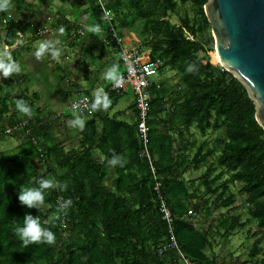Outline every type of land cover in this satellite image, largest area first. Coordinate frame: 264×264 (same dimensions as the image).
I'll use <instances>...</instances> for the list:
<instances>
[{"label": "trees", "instance_id": "trees-1", "mask_svg": "<svg viewBox=\"0 0 264 264\" xmlns=\"http://www.w3.org/2000/svg\"><path fill=\"white\" fill-rule=\"evenodd\" d=\"M12 1L16 10L26 6L25 0ZM59 1L65 3L67 0ZM76 1L80 6L87 3L85 14H81L87 17V23L98 24L108 33L110 23L97 0ZM179 1L192 5L195 21L184 17L178 25L170 23L168 14L176 11L177 0H127L125 16L118 19V25H115L114 16L111 24L123 38L119 29L141 21V34L146 39L140 47L148 53L150 61H161L158 76L168 70L179 78L177 89L168 90L160 81L151 85L150 117H159L165 111V118L157 123L174 127L182 139L192 127L203 138L209 131L223 129V135L216 138L213 148L199 141L190 162L196 169L204 168L200 176L199 185L203 187L200 199L210 206L208 215L225 211L218 225L220 238L227 240L246 225L240 215H231L236 210V194L245 197L248 221L264 232V131L255 120L254 105L243 86L231 74L199 56L207 53L199 41V36L210 31L203 13L207 0ZM119 6L120 1H109L105 10L111 12ZM6 14L0 11V25L7 19ZM7 22L3 42L12 47L29 25L21 29L15 20ZM212 56L215 60V54ZM192 64L197 70L190 72L188 67ZM6 84L0 80L1 135H16L5 136L4 130L19 123H25L30 133L20 132L23 140L16 149L0 152V264H180L172 254L157 255L158 248L165 242L167 227L157 210L146 160L140 156L142 145L137 135V122L129 126L112 120L119 132L107 136L105 143L100 144L99 151L104 157L100 164L94 157L97 150L94 115L84 125L79 147L65 153L48 140L53 120L44 121L38 129L23 113V119L18 120L9 115L16 102L6 95ZM122 96L112 93L109 98L115 104ZM166 98L169 107L164 110ZM158 124L155 121L147 123L149 151L155 159L174 218L176 240L190 260L197 264H216L215 257L210 259L205 252L212 247L211 230H197L184 220L185 213L179 210L178 200L173 202L175 197L166 177L167 171L183 155L181 151H185V145L183 141L176 144V139L168 134L160 135ZM33 140L38 142L37 146ZM215 148H219V154ZM114 153L127 157L129 163L120 168L115 166L114 181L105 186L109 160ZM40 163L47 165L46 173L38 169ZM50 175L54 181L67 183L68 187L63 191L59 187L45 190L43 205L49 206V210L41 213L39 207L22 205L18 199L20 190L25 186L38 187L39 179ZM236 184L241 185L237 193L233 191ZM61 197L71 198L73 204L66 213L55 218L56 201ZM204 198L208 199L203 202ZM26 213L39 216L45 226L51 228L56 235L54 243L23 246L16 226L23 225ZM256 236L252 234L251 237ZM263 241L261 236L254 240L249 253L254 261L262 256L259 264H264Z\"/></svg>", "mask_w": 264, "mask_h": 264}, {"label": "crops", "instance_id": "crops-1", "mask_svg": "<svg viewBox=\"0 0 264 264\" xmlns=\"http://www.w3.org/2000/svg\"><path fill=\"white\" fill-rule=\"evenodd\" d=\"M37 1L38 3H36ZM37 1L25 0L24 13H22V8L16 10V14L8 15L7 19L3 20L2 25H0L1 50H4L3 52L0 50V53H3L0 54V59H8V56H5V53H8L21 68L19 72L6 78L0 76V78L2 82L7 83L5 93L10 101L14 99L16 102L17 99L22 98L31 106L32 115L27 116V120L36 128L39 129L44 121L53 120L50 123L48 140L68 153L70 150L79 147L78 144L83 131L78 126L72 125V121L77 116L66 113L70 103L81 96H95L98 89L107 92L113 82L106 78L107 69L112 65H117L120 73H122L123 67L105 29L98 24L87 23V17H85L84 22L75 21L72 23L67 19L65 11L56 9L55 12L52 10L50 12L49 4L43 5L42 9L41 7L37 8L36 4L42 0ZM82 7L84 8L83 14H85L87 3ZM9 18L17 21L21 29H24L26 24L29 25L18 35L12 47H7L3 42L5 27ZM96 25L100 27V31H91L90 28ZM43 28L51 29V33L37 36L36 31ZM61 28L64 29L63 32L60 31ZM43 40L59 41L56 47L60 48V55L53 57L51 54H45L38 59L35 56V50ZM156 80L153 81L157 82ZM118 102L111 103L106 109L100 107L90 115L81 117L85 123L93 115L95 117L97 150L94 152V157L100 164L104 160L99 151L100 144L105 143L104 140L107 136L119 132L112 120L126 123L129 126L137 122L135 108H133V96L129 104L123 109L117 108ZM168 107L169 104H165L164 110H167ZM12 114L17 117L16 119H23L22 113L19 112L16 105L13 110L11 109L9 115ZM165 116L166 112L163 111L159 117L151 116L149 121H155L158 124V120H163ZM157 130L160 135L166 136L168 134L172 139H176V144L183 141L185 145V151H181L183 155L178 157L174 167L167 171L166 177L169 180L171 194L175 197L173 202L178 200L176 203H178L179 210L182 209V212L185 213L184 220L190 222L197 230H211L212 247L205 252L210 259H213L214 243L216 237L220 238V232L218 233L220 231L218 227L220 215L225 211H216L210 216V214L208 215L210 206H206L200 199L203 193V187L199 185L200 176L204 168L196 169L190 164L199 145V135L192 127L185 138H179L178 131L172 126H166L165 123L158 124ZM124 131L127 132V130ZM176 144L174 143V145ZM124 158L126 160L124 165H127L129 160L127 157ZM114 167L110 165L108 169L105 186L112 185L114 181ZM207 199L204 198L203 202ZM236 207L237 204H235ZM232 213L239 215L237 208Z\"/></svg>", "mask_w": 264, "mask_h": 264}, {"label": "rangeland", "instance_id": "rangeland-1", "mask_svg": "<svg viewBox=\"0 0 264 264\" xmlns=\"http://www.w3.org/2000/svg\"><path fill=\"white\" fill-rule=\"evenodd\" d=\"M28 1H31V0H28ZM67 1L69 3L66 2L62 4L59 0H42L39 4H36V7L37 8L41 7L42 9L43 5L49 4L50 5L49 11L52 10V12H55L56 9L65 11L67 19L70 22L72 23H75V21L84 22L85 17L81 15L83 14L84 8L80 6V4L78 5V1L76 0H67ZM101 1L105 6L108 5L109 1H111V3L120 1L121 6L117 7L116 9L108 13V17H110L111 19H113L115 16V25H118L119 23L118 19H122L126 14L124 5L126 4L127 0H101ZM177 2H178V7L176 11L174 13L168 14V20L170 21V23L173 25H178L179 21L184 17H188L190 20L195 21V10L192 7V5L189 2L181 3L179 0H177ZM36 3H38V1ZM22 9H23L22 13H24L25 8L23 7ZM6 13H7L6 14L7 16L12 13L16 14L15 3L12 0H11L9 9L6 10ZM141 28H142V22L137 21L136 23L131 24L128 28L121 29V30L119 29V31L123 34L124 41L127 44H131L130 46L132 45L140 46V44L142 45V43L146 39V36L141 34ZM199 41L204 44L207 50V53L199 54L200 58L210 62L213 66H218L220 68L218 61L216 59L214 60L212 56L213 54H215V51H214V41L211 35V31L208 30L203 35L199 36ZM1 49H2V45L0 43V50ZM1 51L3 52L4 50H1ZM0 54H3V53H0ZM154 79H157L156 81L162 82L165 85L164 87L168 90L177 89L179 78L173 72L165 70L160 76L152 78V80ZM131 98H132V95L130 92H127L126 94H124L118 100L119 102H118L117 108L118 109L125 108L129 104ZM165 101H166V104H169V101L167 100V98ZM66 113L68 114L71 113V115L74 114L70 112L69 109L67 110ZM12 116L15 119L17 118L14 114H12ZM7 125L8 124H5L4 127H7ZM221 135H223V129H220L216 132L209 131L206 137L204 138L200 137V135L198 137H199L200 142H202L203 140L207 142V145L209 148H213L216 138ZM22 140L23 139H22V135L20 134V132L16 133V135L12 137H2L1 132H0V152H10L16 149V147L22 142ZM215 150H216V154H219L218 153L219 148H215ZM46 167L47 165L45 163H40L38 165V169L43 173H46V170H47ZM48 178L53 179L51 175L48 176ZM234 186L235 187H233L234 188L233 191L237 193L241 185L236 184ZM236 204H237L236 208L239 212V215L241 216V221L245 222L246 225L244 228L235 231L234 234L227 240L226 239L223 240L221 238L216 237V241L214 243V249H215L214 257L216 259V264H259L262 256L259 255L256 261H254L250 259L249 253H250V249H251V246L254 240H256L259 236L264 238V232L258 230L254 222L248 221L249 220V217L247 214L248 207L245 202V197L236 194ZM39 211L41 213H45L47 211L46 206L41 204L39 206ZM231 215H236V214L231 213ZM248 232H249V235H247ZM252 234H257V236L254 239H252L251 237ZM261 248L264 249V241L261 244Z\"/></svg>", "mask_w": 264, "mask_h": 264}, {"label": "built area", "instance_id": "built-area-1", "mask_svg": "<svg viewBox=\"0 0 264 264\" xmlns=\"http://www.w3.org/2000/svg\"><path fill=\"white\" fill-rule=\"evenodd\" d=\"M98 5L105 15V19L110 23L108 37L110 42L114 45L120 64L123 67L121 78L117 81H113L107 90L108 97L110 94H124L131 92L133 96V102L136 111L137 119V135L142 145L140 156L146 160L149 174L152 181V190L157 202V210L161 216V220L166 224L167 236L165 242L158 248L157 255L164 257L167 254H172L177 258L180 264H197L193 260L187 258L178 244L174 232V218L172 216L171 209L165 198V194L162 189V183L160 176L155 167V159L149 151V133H148V121L150 119L151 112V85L155 82L153 77H157L160 67V60L150 61L148 53L138 46H130L124 41L118 32L111 24L112 19L108 17L109 11L105 10V5L101 0H97ZM51 33V29L43 28L36 31L37 36H44ZM95 102V96H81L70 103L68 109L76 116L84 117L90 115L93 111L91 105ZM25 123L14 124L11 127H7L4 130L5 136H10L15 133L24 131L26 135H29L30 130L25 129ZM33 144L37 146L38 142L33 140ZM60 198L57 199L56 204L60 203ZM46 210H49V206H46Z\"/></svg>", "mask_w": 264, "mask_h": 264}, {"label": "water", "instance_id": "water-1", "mask_svg": "<svg viewBox=\"0 0 264 264\" xmlns=\"http://www.w3.org/2000/svg\"><path fill=\"white\" fill-rule=\"evenodd\" d=\"M203 13L220 68L247 91L264 131V0H207Z\"/></svg>", "mask_w": 264, "mask_h": 264}, {"label": "clouds", "instance_id": "clouds-1", "mask_svg": "<svg viewBox=\"0 0 264 264\" xmlns=\"http://www.w3.org/2000/svg\"><path fill=\"white\" fill-rule=\"evenodd\" d=\"M11 0H0V11H6L10 7ZM93 32H99L100 27L98 25L92 26L90 28ZM61 32L64 31L63 28L60 29ZM59 41L43 40L39 43L38 48L35 50V56L39 59L45 54H51L53 57H58L60 55V48L56 47ZM8 59H0V76L8 77L13 73L19 72L21 70L20 65L10 57V54L5 53ZM188 70L190 72L196 71L197 67L195 64L189 65ZM106 78L112 81H117L121 78V73L117 65H112L109 67L105 73ZM111 104V100L107 93L103 89H98L95 93V102L91 107L95 110L100 107L107 108ZM16 107L19 112L31 116L32 108L24 99L16 100ZM73 126H78L83 129L85 125V120L77 116L72 121ZM126 160L121 155L113 154L112 158L109 160V164L112 166L119 165L124 166ZM39 186H25L20 190L18 199L22 205L28 208H38L41 204L45 202V190L54 189L59 187L62 191L67 189V183H60L54 181L51 178L41 177L38 181ZM60 203L57 205V217L64 214L72 206L73 200L71 198H60ZM16 233L19 235L20 240L25 248L31 244L36 243H54L56 239L55 233L51 228L46 227L45 223L41 221L39 216H33L30 213H26L23 218V225L16 226Z\"/></svg>", "mask_w": 264, "mask_h": 264}, {"label": "bare ground", "instance_id": "bare-ground-1", "mask_svg": "<svg viewBox=\"0 0 264 264\" xmlns=\"http://www.w3.org/2000/svg\"><path fill=\"white\" fill-rule=\"evenodd\" d=\"M215 57H216V55H215ZM216 60H217V57H216ZM218 61V60H217Z\"/></svg>", "mask_w": 264, "mask_h": 264}]
</instances>
